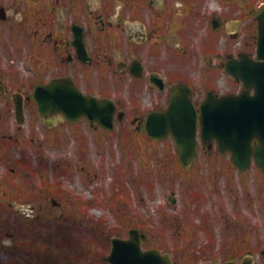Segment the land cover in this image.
Returning <instances> with one entry per match:
<instances>
[{
  "label": "rangeland",
  "instance_id": "rangeland-1",
  "mask_svg": "<svg viewBox=\"0 0 264 264\" xmlns=\"http://www.w3.org/2000/svg\"><path fill=\"white\" fill-rule=\"evenodd\" d=\"M168 1L184 9L183 13L187 8L191 25L204 32L186 33L193 42V84L200 96L208 85L216 84L221 92L236 90L238 85L217 64L232 52H255L258 22L254 13L264 0ZM16 3L17 9L26 8L24 1ZM216 17L222 24L214 29ZM200 44L209 49L204 63L200 52L205 47L199 48ZM55 73L30 59L22 33H0V76L10 93L7 98L0 95V108L6 101L14 113L12 92L31 94L40 78L46 80ZM126 81L124 75L112 80L111 96L121 102L120 109L129 110L122 121L116 120L113 130L90 125L85 118L48 127L35 102L25 101V120L11 122L8 131L16 142L4 152L0 140V189L19 192L11 207L0 205V264H110L105 256L112 247L111 238L128 237L131 227L149 235L144 248L169 251L174 264H222L238 252L237 239H243L250 223L257 230L250 245L258 252L255 264H264L259 253L264 247L261 170L254 166L241 175L230 156L215 147L207 150L202 143L194 165L186 170L172 137L152 140L138 129ZM93 82L88 86L102 92ZM147 96L140 94L141 104ZM2 131L0 127V137ZM170 196L176 197L175 203ZM255 197L250 209L248 200ZM32 207L39 211L41 222L26 218L33 213ZM11 231L13 236H26L33 246L17 247L12 236L5 235Z\"/></svg>",
  "mask_w": 264,
  "mask_h": 264
},
{
  "label": "flooded vegetation",
  "instance_id": "flooded-vegetation-1",
  "mask_svg": "<svg viewBox=\"0 0 264 264\" xmlns=\"http://www.w3.org/2000/svg\"><path fill=\"white\" fill-rule=\"evenodd\" d=\"M16 1L0 0V33H22L30 59L42 69L56 71L46 80L43 74L34 88L53 77H67L85 93L110 98L112 80L127 76L126 96L130 97V111L135 112V118L139 119L138 129L142 128L149 112L167 107L175 85L185 91L190 88L197 108L209 91L222 94L214 85L200 96L193 84L194 49L186 33L204 32L191 25L187 8L183 13L184 9L174 7L168 0H22L26 3L22 11L17 9ZM19 13L21 19L18 21ZM216 18L222 24L221 18ZM206 33L211 32L208 30ZM200 47H205L200 52L204 63L209 49L201 44ZM218 56L221 57L220 54ZM222 60L218 66L223 65ZM209 67L207 75L211 73ZM93 81L103 89L102 92L88 86ZM34 88L27 95L20 90L12 92V103L15 92L23 96L24 103L34 100ZM143 92L148 94V98L141 104L140 94ZM9 94L0 76V95L7 98ZM112 98L119 104L116 97ZM9 104L4 101L0 108L1 135L7 143L14 138L8 131L16 116L14 103V113H11ZM128 111L125 109V114ZM7 143L4 152L8 151ZM255 145L256 142H252V147ZM250 154L252 166H257L254 152ZM256 199L248 200L250 209ZM238 223L241 225L242 220L239 219ZM253 228L250 223L245 228L243 239H237L235 247L238 252L232 255L236 260L255 254L256 251L250 247L256 238L257 230ZM263 248L259 250L261 257Z\"/></svg>",
  "mask_w": 264,
  "mask_h": 264
},
{
  "label": "water",
  "instance_id": "water-1",
  "mask_svg": "<svg viewBox=\"0 0 264 264\" xmlns=\"http://www.w3.org/2000/svg\"><path fill=\"white\" fill-rule=\"evenodd\" d=\"M257 57L240 54V59L228 62L227 71L236 80L244 82L246 90L239 94H227L217 103L209 98L201 105L198 116L194 105L185 96H178L176 91L168 108L153 112L148 116L146 128L153 138L173 135L179 149L181 162L189 167L197 155V123L201 122V137L204 142L213 138L219 141L220 150H231L232 156L240 169L249 166L246 151L253 139L260 142L258 149L264 152V3L259 7ZM254 88V92L250 90ZM35 96L39 111L47 124L52 125L51 114L63 113L70 120L87 116L91 122H98L106 128H113L116 105L110 99H99L85 95L70 80L55 79L45 85L37 86ZM20 108V102H17ZM63 119L60 115L57 119ZM260 156V154H259ZM258 157V156H257ZM264 170V162L258 159ZM175 201V199L173 200ZM141 239L147 235L138 229H130L129 238L114 237L108 261L112 264H173L169 253H162L157 248L143 250ZM225 264H237L226 262ZM242 264H252L245 259Z\"/></svg>",
  "mask_w": 264,
  "mask_h": 264
},
{
  "label": "trees",
  "instance_id": "trees-1",
  "mask_svg": "<svg viewBox=\"0 0 264 264\" xmlns=\"http://www.w3.org/2000/svg\"><path fill=\"white\" fill-rule=\"evenodd\" d=\"M0 203H3V200H0ZM6 206L7 207H10L9 205H7L6 204ZM41 222V218L38 216V217H36L35 219H31V223L32 222ZM36 227H37V225H36ZM36 227H33V229L34 228H36ZM39 227H41V225L39 224ZM9 235V236H12V238L14 239V241H15V243H16V246L17 247H21L22 245H26L27 243H30V245H32L33 246V243L32 242H28L27 240H25V237L26 236H22V235H19V236H13V234H12V231L10 232V233H5V235ZM0 237H2V235H0ZM78 252L80 253V254H82V251L81 250H78ZM48 253H49V251H48ZM47 254V253H46Z\"/></svg>",
  "mask_w": 264,
  "mask_h": 264
}]
</instances>
